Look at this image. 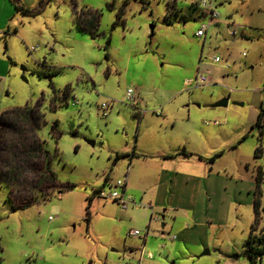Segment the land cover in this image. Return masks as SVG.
<instances>
[{
    "label": "rangeland",
    "instance_id": "obj_1",
    "mask_svg": "<svg viewBox=\"0 0 264 264\" xmlns=\"http://www.w3.org/2000/svg\"><path fill=\"white\" fill-rule=\"evenodd\" d=\"M211 1L219 17L198 37L209 19L195 0L20 1L33 15L0 0V115L28 108L36 119L0 126V264H248L245 240L264 232V134L255 127L264 108V0ZM199 74L210 83L187 86ZM130 88L154 118L156 102L186 106L174 113L178 125L144 120L125 102ZM223 99L225 107L212 106ZM165 126L208 133L222 149L207 157V222L191 212L162 228V211L161 221L142 213L131 222L96 195L122 179L125 153L149 147ZM196 183L193 211L207 182ZM256 192L262 217L253 230ZM147 227L150 263L141 253ZM197 242L223 247L201 256Z\"/></svg>",
    "mask_w": 264,
    "mask_h": 264
},
{
    "label": "crops",
    "instance_id": "obj_2",
    "mask_svg": "<svg viewBox=\"0 0 264 264\" xmlns=\"http://www.w3.org/2000/svg\"><path fill=\"white\" fill-rule=\"evenodd\" d=\"M17 1L20 2L22 0H16L14 3ZM20 3L22 6L23 3ZM6 5L11 7L7 0L4 2V6ZM9 9L11 10V8ZM30 11L34 13L35 9ZM16 23L17 21H14V25ZM188 81L189 80H187L186 83ZM155 104L157 109H153L152 113H154V115L158 118H154L153 115H149L151 113H147V110H142V114L137 112L138 109H136V112L139 116H143L144 120L146 118H152L154 121L160 123L161 126L167 123L172 124L173 122L172 128L178 125H175L176 122L174 123V121H176L174 113L179 112L178 109L187 108L186 106L180 105V103L156 102ZM163 112H165L167 116L163 117ZM165 128H167L166 131H159L149 136V147L145 148L141 146L139 148L135 145L131 153H125L128 154V157L122 160V167L118 175L122 178L121 180H127L125 194L128 199L134 202V205L130 207L132 208L131 210L130 208L128 210H123L120 206L119 207L122 211L127 213L126 217L131 222L136 220V217L139 214L144 213L145 216H149L152 219L154 215L160 214L159 212L162 211V228L169 227L168 222L172 220L175 221L177 218L188 219L189 213L191 212H194L197 220L200 217L202 219V223H204V221L207 222L208 220H203V210L205 205L209 204V193H211L210 191L213 189V184L212 186L210 185L211 176L213 174V167L211 165L212 161H209L207 157H209L211 153L216 151L218 152L222 149H220V146L211 144L212 136L208 133H202V131L196 130L194 131V129L190 130L189 128L184 132L171 131L168 126H165ZM141 137H143L142 134ZM181 148H183L185 152H182L183 150L180 151ZM202 181L203 183L207 182L205 185V197L203 195L204 191H197L200 192V196L205 200L202 199V204H199L198 207L196 206V209L193 211L191 208L193 198L191 197L188 188L192 182H197L195 184L197 185L199 182L202 183ZM212 200L213 199L209 201L212 203ZM109 204L110 203H105V205L100 204V208L112 206ZM262 207L264 206L262 205ZM180 212L182 213L181 215L175 216ZM108 214L111 216L110 213ZM261 217L262 216L260 214L257 218V227H261ZM90 218V213L88 212V222H90ZM164 221L166 222L164 223ZM149 230L150 227H147L143 238H141L144 243V245L141 246L142 260H144L145 257L148 258L147 261H144V263H150L151 260H155L150 252H146V245L150 240ZM161 233L163 234L164 232ZM153 234H156L155 231ZM128 235L132 236L130 235V232ZM152 237L156 238L155 235ZM197 244L198 247H203L202 245H204V247H206L205 249H208L210 252L211 249L216 251L222 249L223 247L214 246L208 242H197ZM220 252L221 251H219L218 258L222 259L221 255L223 254ZM231 259L232 258H230V260ZM261 262H263V259L259 261V263ZM225 263L232 264L229 261H225Z\"/></svg>",
    "mask_w": 264,
    "mask_h": 264
},
{
    "label": "built area",
    "instance_id": "obj_3",
    "mask_svg": "<svg viewBox=\"0 0 264 264\" xmlns=\"http://www.w3.org/2000/svg\"><path fill=\"white\" fill-rule=\"evenodd\" d=\"M195 4L197 5V7H200L199 9L201 10L203 16L209 19V23L207 25L203 24L197 32V36L202 37L206 34V31L208 30L213 20L219 17V14L216 12V6L211 0H195ZM34 49L35 48L31 49V51H34ZM214 61L219 62V59L216 57L214 58ZM208 83H210V79L208 77H205L203 74H199L194 79L189 80L187 82V85L195 87H204ZM125 102L128 103L130 106L134 107L135 109H138L139 113H143L142 109L139 108L140 104L138 96L136 95L133 89L130 88L127 90ZM109 106V103H103L101 105V110L104 113L105 117L108 116ZM126 181V179L117 181L110 193H107L103 188H100L96 191V195L105 201H112L119 204V206L123 210H128L131 206L134 205V202L128 199L125 194ZM154 218L158 220L159 216L156 215ZM130 235L134 237H139L141 235V232L137 230H132L130 231Z\"/></svg>",
    "mask_w": 264,
    "mask_h": 264
},
{
    "label": "trees",
    "instance_id": "obj_4",
    "mask_svg": "<svg viewBox=\"0 0 264 264\" xmlns=\"http://www.w3.org/2000/svg\"><path fill=\"white\" fill-rule=\"evenodd\" d=\"M13 2L16 1V0H12ZM17 4V9L21 10L24 14H32L33 13L28 10V8H24L22 7L18 1L16 2ZM172 6L173 4L169 3L168 5V13L169 15L172 13L173 9H172ZM171 23V22H169ZM109 42V41H108ZM66 94H68V92L66 91ZM68 96V95H67ZM31 112V113H29ZM34 111L33 110H30L28 108H21V109H16L14 111H12L11 113L7 112V113H1L0 115V126L1 125H13L15 124V122L17 121H28L27 117L29 116V119H32L33 120H36L34 118ZM9 115V116H7ZM9 120V122L6 121ZM255 127L258 128L260 130V133L261 135L264 134V108L261 109L260 113H259V116H258V119L255 123ZM40 146V145H39ZM39 146H37V149L42 152V150L39 148ZM182 152H185V150H183ZM262 147H258L256 150H255V153H254V156L255 158H257L258 156L261 155L262 153ZM44 154V157H46V153H43ZM25 156H28L27 154H25ZM118 158V156H117ZM212 161V159H211ZM46 174L49 175V177H51L53 179V173L49 170H47ZM261 181H262V174L261 172L259 171V174H258V177H257V187L261 184ZM260 197H259V193L256 192L255 193V201H254V210H255V223H254V226H253V230H254V227L256 225V221H257V218L260 216ZM245 249H243V252L244 254L246 255L247 259H248V264H258L259 261L261 259H263L264 257V232L260 234L259 237H256L255 235H253L252 233L249 235L248 239L245 240Z\"/></svg>",
    "mask_w": 264,
    "mask_h": 264
},
{
    "label": "water",
    "instance_id": "obj_5",
    "mask_svg": "<svg viewBox=\"0 0 264 264\" xmlns=\"http://www.w3.org/2000/svg\"><path fill=\"white\" fill-rule=\"evenodd\" d=\"M228 99H223L222 101H218V102H216V103H214L212 106L213 107H225L227 104H228ZM90 144L92 145V146H95V143L94 142H90ZM210 253V251L208 250V249H205V251L201 254V256H205V255H208ZM200 256V257H201Z\"/></svg>",
    "mask_w": 264,
    "mask_h": 264
}]
</instances>
